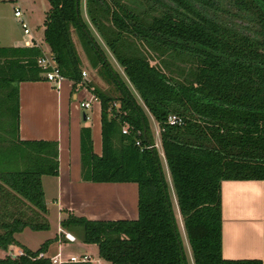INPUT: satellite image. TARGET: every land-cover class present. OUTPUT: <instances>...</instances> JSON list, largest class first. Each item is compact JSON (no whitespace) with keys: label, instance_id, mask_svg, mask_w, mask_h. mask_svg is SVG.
<instances>
[{"label":"trees","instance_id":"16d2710c","mask_svg":"<svg viewBox=\"0 0 264 264\" xmlns=\"http://www.w3.org/2000/svg\"><path fill=\"white\" fill-rule=\"evenodd\" d=\"M49 2L47 50L74 91L84 81L86 56L92 74L83 84L101 104L102 153L93 151L92 131L83 127L82 178L136 182L139 190L137 219L69 213L61 226L74 233L80 227L82 241L97 244L110 264H188L158 151L136 143H154L146 113L105 45L159 122L194 263L263 264L223 257L221 186L224 180H264V0H86L88 19L83 0ZM41 54L38 46L0 47L3 250L18 244L16 234L27 227L50 228L42 178L59 175V145L19 135L20 83L43 78ZM105 80L114 82L118 97ZM170 115L183 124L169 123ZM57 240L37 250L21 245L22 254L0 264H52L39 254Z\"/></svg>","mask_w":264,"mask_h":264},{"label":"crops","instance_id":"0c3cea01","mask_svg":"<svg viewBox=\"0 0 264 264\" xmlns=\"http://www.w3.org/2000/svg\"><path fill=\"white\" fill-rule=\"evenodd\" d=\"M6 1L0 0V47L38 46L42 52L48 51L44 38L36 36L40 25L36 23L33 26L34 23H30L26 16L31 34H26L23 29L28 38L23 40L16 37L1 14V3ZM45 17L42 23L43 37ZM42 77L41 80L20 83L19 135L22 140L58 142L59 175H44L42 178L49 210L47 219L53 208L58 217L60 235L61 231H67L61 226V221L69 213L92 220L137 219L139 190L136 182H94L82 178L81 131L83 127H88L85 123L89 120L86 110L90 108H82L81 101L90 100L86 96L89 90L79 88L74 91L68 79L57 87L43 73ZM97 132L93 138L92 131L93 151L100 155L102 129ZM221 187L223 257L261 259L264 264V180H224ZM49 196L51 199L48 200ZM28 228L16 234L18 244L11 245L8 250L0 249V258L20 254L23 250L21 245H25L19 237ZM59 234L50 237L59 239L50 248L56 243L61 248ZM94 261L91 258L92 264H110L101 257L97 263Z\"/></svg>","mask_w":264,"mask_h":264},{"label":"rangeland","instance_id":"374dc122","mask_svg":"<svg viewBox=\"0 0 264 264\" xmlns=\"http://www.w3.org/2000/svg\"><path fill=\"white\" fill-rule=\"evenodd\" d=\"M85 1L83 0V9L85 12V18L88 19L86 15V7H85ZM2 5V17L4 22L10 27V29L14 32L16 37L19 39L26 40L28 37L27 35L23 33V27L20 23V19L17 18L14 14V7H21L24 12L25 16L28 18L29 22L33 24V26L37 23L39 26L38 30L36 31V36L39 39H43V30H42V23L43 19L45 17V12L50 8V2L49 0H12L9 1L7 0L4 3H1ZM46 18V17H45ZM101 41V40H100ZM44 42V41H43ZM45 43V42H44ZM102 43V41H101ZM78 47L80 51H82L81 46L78 42ZM105 50L108 53L109 59L113 67L118 71V73L121 75V78H123L130 89L133 91V93L136 95L139 103L141 104L142 108L144 109L147 119H148V124L150 127V131L153 135V140L155 144V147L158 151V155L162 164V168L165 174V178L167 180V183L169 185V190H170V195L172 198V203H173V208L176 216V220L178 223V228L180 231V235L182 237L183 245H184V251L186 254L187 262L188 264H195L194 263V258H193V253L191 246L189 244L188 236L183 224L182 216L180 214L179 206H178V200H177V195L175 192L174 184H173V179L171 176V173L168 170L167 162L164 156L162 144H161V136L159 135V123L158 121L154 118V116L150 113L148 108L145 106V104L142 102L141 97L135 90L134 86L130 83L129 79L126 76V73L123 69V67L118 63V61L115 59V57L111 54L110 50L103 45ZM84 58V63H87L90 66V63L87 61L86 56H83ZM155 63V62H153ZM89 66L86 65L87 72L90 75L92 72H90ZM94 75V74H93ZM90 80V79H89ZM108 84V91L112 93L114 96L118 97L120 95V92L116 88L115 84L113 81H106ZM88 92V91H87ZM90 92V91H89ZM87 93V100L92 99V93ZM88 100V101H90ZM117 105H119V102H117ZM86 113L89 117V120L86 123L88 127L93 131V138H94V133H98L97 131L101 129L102 123H101V105L100 102L94 101L93 105L90 109L86 110ZM126 127H129L128 125H125ZM51 199V197H48V200ZM52 206V205H51ZM57 215L55 212H53V208L51 210V214L49 215L48 223L50 225L49 229L46 230H40V231H35L30 228L26 229L21 236L19 237L20 240L23 242V244L31 249V250H37L41 247V245L50 237L53 236H58L59 231H58V224L59 221L57 219ZM77 232H72L70 230L64 231V232H69L75 236L76 240L74 242L68 241L64 235L63 232H61V235L59 234V238L61 240V252L62 256L64 259L70 257L71 255L75 256H81L84 254H88L91 258H94L93 263H97L96 261L99 260L100 255H99V247L97 244H86L82 241L81 239V228L77 227L76 228ZM86 244V245H85Z\"/></svg>","mask_w":264,"mask_h":264},{"label":"built area","instance_id":"2783aa9c","mask_svg":"<svg viewBox=\"0 0 264 264\" xmlns=\"http://www.w3.org/2000/svg\"><path fill=\"white\" fill-rule=\"evenodd\" d=\"M15 16L20 19V23L24 29V32L26 34H31V29L29 27V23L26 21L24 11L21 7L18 6L15 8ZM37 64L40 68H42L45 78L49 82L53 83L55 86L59 87V85L62 83V81H64L66 79V77L62 73L61 69L59 68V65H58L57 61L55 60V57L49 51L43 50L41 56L37 60ZM83 79H84V81L89 80V74H88L86 69L83 70ZM84 81L82 82V84H79L80 88L87 89V87H85L83 84ZM92 95L93 96H92V99L90 101H85V100L81 101L82 108H91L94 101H99V99L96 95H94L93 93H92ZM115 106L119 107V105H117V103H115ZM168 121H169V123H171L173 125L183 124L182 118L178 117L177 115H170L168 118ZM123 133H125V134L129 133V127L124 126L123 127ZM136 143H137V145H139L141 147L142 150L146 149V148L153 149L155 147V144H148V145L143 146L141 144L140 140H138ZM61 232H63V231H61ZM63 233H64V235L68 241L74 242L76 240V238H75V236H73V234H71L69 232H63ZM22 253H23V251H20V254H22ZM39 257L40 258L41 257L48 258L47 252H41L39 254ZM50 260H51L52 264H63L65 262H80V261H83V262L90 261L91 262V258L87 254H84L81 256L71 255L70 257L64 259L62 256V252H61L60 248H59L58 254L53 256L52 258H50Z\"/></svg>","mask_w":264,"mask_h":264},{"label":"water","instance_id":"95a60500","mask_svg":"<svg viewBox=\"0 0 264 264\" xmlns=\"http://www.w3.org/2000/svg\"><path fill=\"white\" fill-rule=\"evenodd\" d=\"M77 11H79V5H78V4H77ZM58 252H59V245L56 243L54 246H52V247L49 249V251H48V253H47V256H48V258L50 259V258H52L53 256L57 255ZM182 253H184V252H182ZM14 257H16V255H14Z\"/></svg>","mask_w":264,"mask_h":264}]
</instances>
